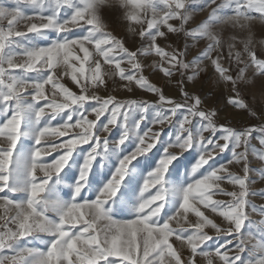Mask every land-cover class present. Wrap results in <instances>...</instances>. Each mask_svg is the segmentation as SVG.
<instances>
[{"label":"snow or ice","instance_id":"1","mask_svg":"<svg viewBox=\"0 0 264 264\" xmlns=\"http://www.w3.org/2000/svg\"><path fill=\"white\" fill-rule=\"evenodd\" d=\"M188 3L190 0H16V6L11 10L0 9V19L7 20L8 25L6 30L0 28V114L4 115L0 122V137H3V145L0 146V192L7 190L8 193L24 194L22 199L0 198L6 211L9 208L15 210V214L10 217H0L4 220V224L0 225V250H15L24 237L39 239L40 234L49 237L46 251L20 249L17 256L11 257L14 264L17 261L19 264H196L197 256L204 257L207 264H264V205H257L251 200L257 195L264 196V191L257 192L251 187L256 182L251 178L253 161L264 162V126L240 129L225 125L217 127L214 121L217 113L201 110L199 95L190 96L184 92V101L178 102L149 83L143 75H137L141 71L138 52L159 56L163 63L155 67L165 77H172L174 70L191 69L189 80H195L200 75L203 71L200 61L207 59L214 66L218 80L229 83L235 93V96L228 98V103L235 109L248 110L249 106L241 92L257 85L245 75L244 68H240L234 77L221 64L219 55L215 58L210 55L221 46V40L211 30V26L250 22L257 18L255 14L264 19V0H223L219 4L216 0H208L205 7L215 5L208 20L185 32V35L193 40L207 39L210 43L200 56L185 63L180 59L182 54L179 51H165L157 43V38H166L165 32L160 30L162 25H166L169 32L183 31L184 24L190 19L186 14ZM114 5L124 10L123 19L141 26L138 36L142 43L148 44L147 48L130 51L124 41L105 30L101 9ZM25 7L33 9V14L26 15L23 11ZM48 8L52 9L51 13L45 15ZM160 9H165L163 15H159ZM65 10L68 13L66 18L61 16ZM149 10L152 13L150 19L147 17ZM172 19L182 22L180 28L169 23ZM35 20H39V23L33 22ZM21 21L26 22V31L16 30V25ZM74 28L83 29L86 34L73 35L75 38L64 35L72 33ZM49 30L56 32L59 38L47 47H23L19 44L29 33L43 36ZM250 43L251 40L244 46L248 63L254 67L255 74L264 78V58L257 56L255 50L249 47ZM13 46L16 50H13ZM89 46L97 58L93 61L94 68L86 70L85 63L92 55ZM77 48L83 57L74 56ZM18 56L24 57L23 62L17 61ZM101 58L105 64L112 66L113 71L102 74ZM235 59L238 63L243 62L239 52L235 53ZM73 60L79 62L78 67ZM125 61L131 66L128 71L121 66ZM60 64L71 69L72 81L81 87L79 95L57 80L55 70ZM30 73L37 75L29 78ZM105 75L109 78L118 76L128 85L134 82L155 93L159 101L154 104L140 100L120 101L115 96L102 98L86 94L89 85L97 88L104 86ZM46 85H51L53 90L59 89L65 102L55 103L49 98L45 92ZM259 87L264 88V80ZM28 100L30 103H26ZM153 107L156 109L153 124L161 125L162 130L164 126L175 122L176 133L165 145L163 155L140 188L141 194L156 188L155 194L149 193L147 198L141 199L134 218L117 220L113 218L109 202L115 197L116 213L123 210L134 192V188L130 187L128 191H120L117 196L128 175L129 166L159 142L160 132L150 135L151 130L143 134L138 131L140 123L146 118L144 114ZM134 111L140 112L141 117L129 126L128 119ZM89 112L95 114L94 119H88ZM27 113H31L37 123L44 120L45 125L35 131V147L25 171L26 179L13 182L14 154L24 134L22 124ZM61 114H64L63 122L53 127L51 121ZM101 117H105L106 122ZM194 120L199 121L195 132ZM118 124L122 131L113 145H124L130 135H135L137 146L130 154L123 155L95 199H77L85 187L92 162L109 146L107 134ZM75 128L81 131L73 132ZM206 132L209 135L206 136ZM98 133L105 135L102 137ZM217 133L220 135L217 136ZM52 136L68 138L53 143L48 140ZM253 140L258 142V146ZM86 143L90 144L91 151L80 167L72 201L61 204L45 199L42 194L47 191L49 181L65 168L74 149ZM194 144L199 145L200 153L191 167V173L201 169L204 172L182 188V199L175 213L171 216L166 212L161 215L165 193L170 191L164 186L166 173L173 161L178 162V157ZM225 150H231L232 159L227 164L212 167L209 162ZM52 152H57V157L51 163H45L44 158ZM232 164L240 166V174L230 171L229 165ZM173 170L179 173L178 167ZM259 178L264 180V167L259 169ZM224 182L236 190L226 191L221 186ZM217 194H223L228 199H214ZM196 205L222 217L227 222V228H221ZM50 211L55 212L56 219L48 215ZM189 212L198 219L185 228L177 217L183 216L187 221ZM254 215H259L261 219H254ZM173 220H176V228L170 224ZM9 224L14 225L15 229ZM209 227L215 230L216 236L205 231ZM246 228L248 231H245ZM174 235L177 240L187 243L191 259L182 260L181 255L174 250L169 242ZM220 235L230 239L214 248L209 247V242ZM233 243L234 252L231 247ZM246 252L249 254L247 257L244 255ZM7 259L0 257V264H5Z\"/></svg>","mask_w":264,"mask_h":264},{"label":"rangeland","instance_id":"2","mask_svg":"<svg viewBox=\"0 0 264 264\" xmlns=\"http://www.w3.org/2000/svg\"><path fill=\"white\" fill-rule=\"evenodd\" d=\"M208 0H190V3L187 4V12L189 15V21L184 24L183 31L180 32H169L166 25L161 26V31L165 32V37H158L157 43L160 47L164 48L165 51L171 53L173 51H179L182 55V59L185 63H190L197 56H200L203 51L207 49L210 41L207 39L193 40L191 37L185 35V32L190 31L193 28L198 27L200 24L208 20V17L211 13L212 7H205L204 5ZM223 0H216V3H222ZM107 8V7H106ZM109 18L107 21H104L106 24V31L112 33L117 39L124 41L125 46L129 48L130 51H136L137 49L147 48L148 44L142 43L138 32L140 31L141 26L135 24L134 22H129L123 19L124 10L118 8L117 6L108 7ZM165 9L158 10L159 15H163ZM257 18L250 21L244 22L241 21L240 24L233 23H221L214 24L211 26V30L219 37L221 40V46L217 47L210 55L215 58L217 55L220 57L221 64L229 69V74H232L234 77L239 73L240 68L245 69V75L255 81L257 87L250 90L241 92V96L244 98L245 103L249 106L248 110H240L233 108L232 105L228 103V98L230 96H235V93L231 90L230 84L222 80H218V74L215 72L214 66L207 59L200 61V67L203 71L195 80H189L188 77L192 75V70H174L172 77H165L164 73L159 70L158 65L163 63L160 57L155 53L143 54L142 52L137 53V60L141 64V71L137 75H143L149 83L154 84L156 87L160 88L164 94L171 99H174L178 102H183L185 97L184 92H187L190 96L199 95L202 101L201 110L205 111H215L217 114L220 113V116L224 115H238V114H248L252 117L247 127L249 126H264V88L259 87L260 83L264 78L259 77L254 72V67L250 66L248 63V54L244 50L245 43L251 40L249 47L257 53L258 57L264 58V19ZM152 16L151 10L147 13V17L150 19ZM175 28H180L181 21L179 19H172L169 21ZM1 25V24H0ZM241 25H244L243 27ZM146 27V24L144 25ZM1 28V26H0ZM91 52V51H90ZM239 52L241 54L242 63H238L235 59V53ZM92 55L89 58V61L85 63V69L89 67L94 68V59L97 58L94 51L91 52ZM231 53V56L229 55ZM78 55L83 57L82 52H74V56ZM17 61L22 62L24 58L20 56L16 57ZM92 61V63H91ZM101 59V70L102 74H106L110 71H113L112 66L102 63ZM73 63L76 66H79V62L73 60ZM122 67L126 71L130 70L131 66L127 62H123ZM71 69H66L63 64L57 66L55 70V76L59 83L65 88L69 89L76 95H79L81 92V87L78 86L71 79ZM36 74L32 73L31 78L35 77ZM105 85L99 88L92 85L88 86L87 93L88 95H98L102 98L107 96H115L120 101L125 100H140L147 101L148 103H157L159 97L152 92L147 91L144 88L137 86L134 82L128 85L127 81H121L118 76L109 78L107 75L104 76ZM127 85V87L125 86ZM55 91V95H53ZM46 95L53 99L55 103L65 102L64 95L60 92L59 89L53 90L51 85L45 86ZM30 103V100L26 101ZM156 109L155 107L148 110L145 113V119L140 123L139 132L150 131L151 133L160 132L159 142L150 150L147 154L138 157L132 162L129 166L128 175L125 177V181L122 182L120 190L117 193L119 196L120 191H128L131 188H134V192L131 193V199L126 205L123 206V210L117 214L116 206L113 201H110V207L112 208L113 218L117 220H127L132 219L136 215V207H138L139 202L142 198H147L148 194H155L156 188H150L148 193H140V188L142 187L143 180L147 178V174L152 171L157 165L159 159L163 155L164 147L167 145L175 136L176 125L175 122L164 126L161 130V125L153 124V118L155 116ZM255 113V115H252ZM105 115H108L107 113ZM181 115V113H177ZM88 119H94L95 114L89 112L87 114ZM141 117V113L134 111L128 119L129 126L134 125ZM4 119V115L0 114V122ZM64 120V114H61L56 118V120L51 121L53 127L58 123H62ZM101 120H105V117H101ZM215 121V120H214ZM45 121L41 120L37 123L34 120V117L31 113L25 115L24 122L22 124L23 135L20 138V141L17 144L16 152L14 154L13 160V182H23L25 177V171L30 163V154L34 145V134L38 127L44 126ZM221 124L216 122V126L219 127ZM199 127V121H193V132ZM73 132L81 131L80 128H75ZM120 125H115L111 129V133L108 135L109 146L106 151L101 152L97 158L92 162V165L89 170L87 181L85 187L81 190V193L77 199H95L97 194L103 185L111 178L115 168L118 166L120 159L125 154H130L135 147L137 146V139L135 135H130L129 139L125 142L124 145H113V142L116 141L121 134ZM102 137L104 133H98ZM209 135V133H205ZM220 133H217V136ZM68 137H57L52 136L48 137L53 143H60L62 140L67 139ZM222 142V141H221ZM91 143V141H90ZM3 145V137H0V146ZM94 147V145H92ZM91 151L90 144L86 143L78 146L72 152V155L66 164L65 168L61 171L58 176H53L49 181V186L47 191L42 194L47 200H54L58 203H68L73 199V188L75 181L79 175L80 167L83 164L84 159L88 152ZM200 153L199 145L194 144L192 148L185 151L182 155L178 157V162L173 161V164L170 166L168 173L165 176L164 186L170 191L165 193L164 209L162 210L161 215H164L166 212L168 216H171L175 213L176 209L179 206V203L182 199V188L188 183L193 182L195 178H199L200 174L204 172L203 169L198 170L197 173H191V167L198 159ZM58 153L52 152L50 156L44 158L45 163H51ZM232 159L231 150H225L217 155L213 161H210L212 167L219 165L227 164L229 160ZM179 168V173L177 174L173 169ZM264 167V162L253 161L252 164V176L251 178L256 182L251 185L252 189L261 192L264 191V180L259 178V169ZM207 168V166H205ZM230 171L234 174H240L241 168L239 165L232 164L229 165ZM42 175V173H38ZM226 191L236 190L234 187L227 182L222 183L221 185ZM2 193V192H0ZM6 195H9L7 190L3 192ZM16 194V193H14ZM18 196H13L11 199H22L23 193L18 192ZM223 194H217L214 199H223L227 200L228 197ZM253 203L257 205H264V196H254L251 197ZM200 210L204 212L210 219H213L221 228H227V222L223 220L222 217H219L217 214L212 213L210 209H205L200 205ZM48 215L56 219V214L54 211H50ZM259 215H254L253 218L259 220ZM87 218V217H86ZM177 219L180 220V223L184 225L185 228H188L190 224H194L197 221V217L194 213L189 212L187 216V221L183 216H178ZM171 226L176 228V220L170 222ZM205 231L209 235L216 236L214 229L206 228ZM247 231V228L245 229ZM39 238L42 242V247L45 248L48 243L49 237L46 234H40ZM35 238L34 236H31ZM37 239V238H35ZM230 239L226 235H220L218 239H214L209 242V247H215L217 244L226 243ZM174 250H176L180 255L182 260L191 259L190 248L186 242H181L175 238V235L170 237L169 241ZM232 251H235V245L233 243ZM208 250V249H205ZM231 254V252H230ZM245 257L249 254L246 252ZM196 264H207V261L202 256L196 257Z\"/></svg>","mask_w":264,"mask_h":264},{"label":"crops","instance_id":"3","mask_svg":"<svg viewBox=\"0 0 264 264\" xmlns=\"http://www.w3.org/2000/svg\"><path fill=\"white\" fill-rule=\"evenodd\" d=\"M15 6H16V0H0V9L11 10ZM51 10H52L51 8H48L47 10H45L44 14L45 15L50 14ZM23 11L25 12L26 15H32L33 14V9H31V8L25 7V8H23ZM109 12L110 11L108 10V7L101 9V15H102L104 21L108 20ZM67 14H68L67 10H65L64 12L61 13V16L66 18ZM33 22L39 23V20H35ZM0 24H1L0 25L1 28H4L5 30L7 29V26H8L7 20L0 19ZM26 27H27L26 22L21 21L18 25H16V30L26 31ZM82 34H86V33H84L83 29L74 28V29H72V33H67L64 35H67L70 38H75L73 35L79 36ZM58 38H59L58 34L52 30L47 31L43 36H37L35 34L29 33V36L27 38H22L19 41V44L23 47H47L48 45H50L53 41L57 40ZM13 50H16L15 46H13ZM89 50L91 52L93 51L91 46H89ZM74 52H79V49L78 48L75 49ZM20 58H22V57H20ZM18 62H20V61H18ZM91 63H92V61H91ZM102 63L104 64V62H102ZM31 74L32 73L28 74L29 78H31ZM253 143L257 144V146H258L257 141L253 140ZM14 195L18 196L19 194L9 193V195H6L2 192V193H0V198L7 196L8 199H11ZM3 203H4L3 199H0V217H10V216L14 215L15 210L9 208L6 211L5 208L2 206ZM258 218L261 219L260 216H258ZM3 224H4V220L0 219V225H3ZM8 226L13 227V229H15L14 225L9 224ZM247 231H248V229H247ZM42 245H44V244H42L40 239H35V238H32L31 236L24 237V238H21V240L18 242V248H16L15 250H12V249L0 250V257H8L9 258L5 261V264H14V262L11 260V257L17 256V254L20 252V249H40V250L45 251V248L42 247ZM24 255L26 256V252L24 253ZM16 264H19V261H17Z\"/></svg>","mask_w":264,"mask_h":264},{"label":"built area","instance_id":"4","mask_svg":"<svg viewBox=\"0 0 264 264\" xmlns=\"http://www.w3.org/2000/svg\"><path fill=\"white\" fill-rule=\"evenodd\" d=\"M251 119L252 117L248 114L224 115L221 117L220 113H218L217 116L214 117L215 122L236 129L247 127Z\"/></svg>","mask_w":264,"mask_h":264}]
</instances>
